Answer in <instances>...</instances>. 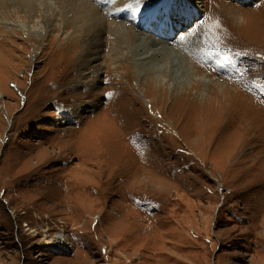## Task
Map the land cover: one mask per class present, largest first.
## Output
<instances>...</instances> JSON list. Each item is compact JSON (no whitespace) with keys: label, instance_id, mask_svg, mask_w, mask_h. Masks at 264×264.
Listing matches in <instances>:
<instances>
[{"label":"rangeland","instance_id":"1","mask_svg":"<svg viewBox=\"0 0 264 264\" xmlns=\"http://www.w3.org/2000/svg\"><path fill=\"white\" fill-rule=\"evenodd\" d=\"M47 1L55 19L39 23L0 0V264H264V0L172 10L168 46L194 39L180 45L198 74L186 79L114 58V34L98 51L81 15ZM91 1L162 40L135 12L163 17L164 0L120 14Z\"/></svg>","mask_w":264,"mask_h":264},{"label":"bare ground","instance_id":"2","mask_svg":"<svg viewBox=\"0 0 264 264\" xmlns=\"http://www.w3.org/2000/svg\"><path fill=\"white\" fill-rule=\"evenodd\" d=\"M24 1L29 6L27 11H29L30 13H37L38 14V18L40 19L39 23L44 22V21L48 22L49 20L51 21L52 18L55 19L54 13H49L45 7H47L50 10H53V12H54L55 7H57V6L54 7L51 3H48L47 0H24ZM45 1H47V2H45ZM111 1L113 3L112 7H111L114 10L113 12H115L116 14H120V12L125 8L124 5H126L127 3H130V2L137 4V1H139V0H111ZM241 1L244 3H247V2H251L253 0H241ZM142 2H143V0L141 1V4H142ZM146 2H147V0H146ZM96 3L92 2L91 0H64V3H60V5H59V7L62 8L61 10L63 11V15L61 17L68 19L69 20L68 23H70V22H74V20L78 17V14L81 15L86 20V23L88 24V26L93 28V31L96 35L93 38V44L95 45V47L98 51L100 48H102V50H103V45L105 43L104 40L98 36L100 34H104V33H108L109 35L114 34V36H116L118 38V41L114 42L113 47L111 48L113 51L114 58L120 59V57L121 58L125 57V59H126L128 57V55L131 53V58L136 62L137 66L142 67V73H144V74H147L148 71L153 69V70H156L157 72L164 71V70L168 71L175 79H177L179 77L182 79L191 78V77L197 78L198 74L194 70L195 67L193 68L191 61L189 59H187L188 57L185 58V54L182 52L183 49H180L181 44L182 45L185 44L186 46H188V49H189V46H191V41L193 38H192V36L189 37L188 34H187L188 35L187 36L186 34H183L181 32L183 35H186V36H183V37L181 36L180 38L178 37L179 40L177 39L178 41H176L177 45L169 47L168 45L170 44V42H168V41L171 38L174 39V37L178 34L179 31H178L177 27L175 25L170 24L168 20H171V12L173 9L176 10L180 16L184 17V19H190V20L194 19L196 17V15L202 10L201 7H203V5H202L201 0L197 1V2H195L194 0H164L162 3L156 2V7L160 6V8L161 7L166 8V10H165L166 14L163 17L161 16L162 14H160V15H159V13H158V15L155 14L154 13L155 11L153 13L149 12V13H147V15L145 17H143V12H141L140 10H136L135 15L137 16L139 21H141V23H142L141 27L143 29L145 28L147 30L152 31V29H150V27L153 25L155 27V29H153V33H156L157 35H159L160 38H162V40L161 39L158 40V38L155 39L154 37L146 35L144 33H136L133 29L126 27L125 26L126 24L123 25L122 22H121L122 24L121 23L117 24V23H119V21L118 22L116 21V23H115V21H113V19H112V22H110L109 20L111 18H107V16L111 15L112 11L111 10L108 11L107 9H105L104 11H100L101 9H99V6H98L99 3L98 4H96ZM108 4H109V2H108ZM41 5H44L45 7L43 8ZM137 7H140V6H137ZM132 8H136V7H132ZM67 13H72L71 17H68ZM136 16H133L132 20H135ZM158 16H160V17L156 21V18ZM65 24H67V23H65ZM106 26H108V28ZM132 27H135V26H132ZM181 29L182 28H180V30ZM154 30H155V32H154ZM234 31H236V30H234ZM124 39H128V40L130 39V41H131L130 44L133 43L131 45H134V47L133 48L130 46L124 47L123 43H122ZM134 40H135V42H134ZM192 48H193V46H192ZM128 49H130V50H128ZM189 53H192V52H189ZM65 58L67 59V57H65ZM101 58H102V56L100 54L93 55L90 57V63L89 64L97 63L98 61H100ZM67 62H68V59H67ZM72 67H73V65H72ZM54 68L51 69V71L54 70ZM92 68H94V67H92ZM97 68L98 67H96V70H97ZM57 69L58 68L56 67V70ZM65 70H64V72H65ZM57 71L59 73L60 70H57ZM57 71L53 72V73L55 74V73H57ZM66 72L68 73V71H66ZM53 73L50 72V75ZM58 73H57V75H54V76L58 77V75H60ZM55 79H54V81H56L57 83L60 82L58 79L57 80L59 82ZM198 81H201L202 83L207 84V85L213 83L210 80V78H208V76L205 74L198 77ZM52 83L53 82H51V84ZM136 83H137V81H136ZM215 84L224 85V83H220L219 80L215 81ZM53 86H54V83L52 84L51 88H54ZM149 86H151V85H149ZM152 86H154V85H152ZM143 87H145V86H143ZM149 88H151V87H149ZM52 92H54V91L52 90ZM121 92H123V90ZM134 94H135V92H134ZM134 94H133V96H134ZM126 95H127V93H126ZM189 95L190 94H188L187 96H189ZM182 100H186V99H182ZM151 102H152V100H151ZM118 109H119V107H118ZM124 114H125V112H124ZM124 114L122 113L123 116H122L121 122H124L125 121L124 119H127ZM104 115H106V114H104ZM112 117H113V115H112ZM123 117H125V118H123ZM128 118H130V120H132L131 115ZM126 121H128V120H126ZM129 123H131V122H129ZM129 123L127 122L128 125H129ZM131 126H132V124H131ZM43 236H44L43 241L46 244H52L53 245L55 243V244H61V245L65 244L66 245V239L63 235L50 236V235H47L45 233ZM160 236L161 235H159V239H161V240H159L160 244L155 243L156 245H153V248L158 246V245H159V247L162 246L163 241H162V238H160ZM154 238L156 241H158L157 240L158 237H154ZM163 243H165V242H163ZM159 247H156V248H159Z\"/></svg>","mask_w":264,"mask_h":264}]
</instances>
